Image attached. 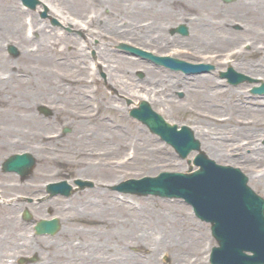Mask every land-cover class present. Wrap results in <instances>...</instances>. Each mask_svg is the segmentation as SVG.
Instances as JSON below:
<instances>
[{"label": "rangeland", "instance_id": "rangeland-1", "mask_svg": "<svg viewBox=\"0 0 264 264\" xmlns=\"http://www.w3.org/2000/svg\"><path fill=\"white\" fill-rule=\"evenodd\" d=\"M195 1H198L197 5L188 6ZM14 2L24 9L23 19L27 14L36 17L40 21L38 25L54 30V34L70 37L68 48H79L89 66L93 61L97 76L92 83L96 96L93 104L97 113L88 117L91 121L77 116V109L83 106L80 100L68 103L71 99H63L59 93L31 105V112L27 114L35 113L36 116L29 115L32 120H39L37 116L44 119L37 110L41 102L55 110L56 122L51 120L52 117L47 118L51 123L43 131L50 133L55 129L58 133L59 126L65 123L71 128L70 132L59 133V137L46 138L44 141L50 140L49 144L38 143L44 134L38 129L37 135L29 136L27 132L32 131L33 126H27V121H19L17 129L11 130L6 129L8 122L2 121L5 119L0 116V158L29 150L37 161L33 173L38 175L48 168L45 175L23 181L14 173L0 172V199H10V213L16 219V228L8 232H3L0 223V264H6L1 262L19 253H38L36 264H210L208 253L215 240L209 224L196 218L183 200L121 194L108 186L124 178L154 175L162 170L184 171L192 165L187 159H191L196 150L186 158H180L169 144L128 114V99L136 102L149 94L147 100L155 111L170 123L190 126L200 141L199 148L218 163L238 167L248 177L249 185L264 197V94L250 92L253 85L264 82V0H174L168 5V13H160L161 27L155 33L153 28L143 26L152 20L151 14L125 13L116 21L115 17L107 15L106 5L93 0H63L68 18L48 7L43 14L40 5L25 9L19 0ZM214 10L216 13L212 15ZM89 13L101 16L91 20L88 28H83L80 24ZM193 14L206 20L202 21L201 31L196 29L198 21ZM214 19L218 27L212 29L207 24ZM26 20H29L27 16ZM179 22L187 24L186 35L170 33V28ZM213 30L220 33L215 35ZM13 34L17 42L20 34ZM5 37L0 35V41L5 42ZM196 37L210 39L197 43ZM14 40L11 43L17 46L18 54H9L6 43L3 44L4 53L19 62L23 46ZM36 41L29 44L34 46ZM119 42L191 62L209 61L214 63L215 70L185 76L162 67V70L156 69L159 78L158 75L151 78L148 69L153 66L125 55L118 47ZM227 65L251 76L254 81L236 85L227 83L218 74V70ZM136 69H141L147 76L138 79ZM101 72L107 75L105 82L112 85L114 91L103 85ZM152 83L160 86L149 88L153 85L148 84ZM209 87L222 92L217 98L210 99L205 95ZM177 89H182L183 97L176 95ZM230 91L234 97L228 99L226 93ZM74 95L78 94L71 96ZM91 102L89 98L87 104ZM87 104L86 110L90 107ZM104 104L108 105L105 107ZM113 104L115 108H112ZM83 112L81 108L80 113ZM114 130L122 135V144L118 148H114L113 136H106V132ZM129 139H142L151 144L146 145V153L139 160L133 157L136 152L133 145L126 144ZM3 140H7L5 145ZM96 169L99 171L95 174ZM74 176L91 178L94 186L70 196L46 197L39 203L24 201L23 195L36 197L41 194L39 191L46 181L58 177L71 180ZM33 188L39 191L32 192ZM24 207L31 213V222L57 216L61 222L59 231L53 236L34 234L31 222L21 218L20 211ZM190 234L197 239L192 245L197 247L195 251L186 246L183 248V244L177 242L178 236ZM37 246L43 249H37ZM110 256L112 260L107 259Z\"/></svg>", "mask_w": 264, "mask_h": 264}, {"label": "bare ground", "instance_id": "bare-ground-1", "mask_svg": "<svg viewBox=\"0 0 264 264\" xmlns=\"http://www.w3.org/2000/svg\"><path fill=\"white\" fill-rule=\"evenodd\" d=\"M5 1H8L9 4ZM5 1L0 0V35L6 36L4 38L5 41H12L16 39V36L13 33H19L20 35L17 37V44L23 46V50L20 56V61H13L9 56L5 55L3 48L4 42L0 41V116L5 119L2 121L8 122L6 129L11 130L17 129L16 123H19V121H27V126L31 124L35 129V131H33L32 128V131L30 130V132H27L30 134L29 136L37 135L36 129H38L39 133L44 134H41L40 136V139L42 138L43 140L37 142L49 144L50 140L44 141L46 138L50 137L48 134L49 132H43L41 130L45 127V124L43 126H38V123L41 122H38L37 119L32 120L29 118V115L32 117L35 113L27 114V112H31V105H34L39 100H48L53 95L59 93L61 94V97L63 96V99H71L67 101L68 103L73 102L75 99L80 100L79 103L83 105V115L89 116V111H85L84 108L91 97L90 83L92 81V68L85 63L79 48L72 50L68 48V44L71 43L70 37H66L62 33L54 34L52 32L54 30L45 28L43 24L38 25L40 21L36 17H32L28 24L25 21V17L23 19L21 16V13L25 12L24 9L18 6L14 0ZM62 1L63 0H42L50 10H53L56 14H62V16L66 18L68 16V11H64ZM171 1L173 2L174 0H93V2H97L100 5L101 3L106 5L107 15L115 17L116 21L121 20L123 18L122 15L125 13L134 14V12H140L148 15L151 14L152 20L149 19V21L145 22L143 26H146L145 29L153 28V33L158 31L161 27V21L158 19L159 15L161 12H169L168 5ZM82 2H84V0H82ZM197 4L198 1H195V3L188 4V6L194 7L193 5ZM194 9L195 8H192V10ZM215 13L216 10H214L212 15ZM87 16L88 15H85L84 19ZM99 16L101 15L95 14L91 20L96 19ZM194 16L197 18L196 21H198L196 22V29L201 31L203 29L202 21L206 20L201 15L197 16L196 14ZM91 20L87 22L84 20L86 23L84 22L81 26L83 28H88L89 24L92 22ZM199 23L201 24L199 25ZM130 24L132 23L130 22ZM217 24L218 22L214 19L209 20L207 26L214 29ZM26 25H29L27 30L32 32L31 37L25 35ZM110 26L113 28L112 24ZM216 27H218V25ZM218 33H220V31L216 30L215 35H218ZM215 35L212 37H215ZM34 36L35 38L38 37L37 41L34 40ZM209 39V37H196L195 40L197 43H203L207 42ZM31 41H36L34 47H31L32 44H29L32 43ZM74 53L76 54L73 55ZM82 72H84V76H81ZM148 75L152 78L155 77L154 75L160 76L159 73L156 74L153 68L148 70ZM197 91L198 90H196V92ZM70 92L78 95L71 96L73 94L69 95ZM221 92V90L209 87L206 90L205 95L210 99H215L221 94ZM226 94L228 99L234 97V93L231 91ZM115 107L116 106L113 104L112 108ZM79 112L80 110L76 113ZM99 119L102 120L103 118ZM104 129L106 128L104 127ZM110 135L115 139L114 148H118L119 145L122 144V135L117 130L106 132V136ZM135 137L136 136H133L132 138ZM141 140L142 139H129L128 142H126V144L129 143V145H133V148L136 150V152L133 153V157H137V160L142 158V155L146 153V145L151 146V144L147 143L145 140ZM6 141L7 140H3L2 144L5 145L7 143ZM28 146L31 147L30 145ZM31 148H33V146ZM10 203V199H0V223L4 227L3 232H8L9 230L16 228V219L14 220L9 209ZM181 213L188 216L184 211ZM177 239V242L180 241L183 244V248L186 246V249L192 251L197 249V247L195 248L192 246L195 245V241L197 240L194 238L193 234H190V236L187 237L178 236ZM199 250H197L198 253ZM198 257L199 254H197L196 258L198 259Z\"/></svg>", "mask_w": 264, "mask_h": 264}, {"label": "water", "instance_id": "water-1", "mask_svg": "<svg viewBox=\"0 0 264 264\" xmlns=\"http://www.w3.org/2000/svg\"><path fill=\"white\" fill-rule=\"evenodd\" d=\"M22 2L31 7L37 3L36 0ZM132 50L139 51L136 48ZM153 58L165 61L163 63L174 68L185 69L187 66H194L181 60ZM197 67L204 69L208 66ZM222 74L231 76V80L237 77V81L242 79L239 77L240 74H236V77L231 72ZM253 91H264V87L253 88ZM131 113L146 121L152 131L173 144L183 156L190 148L198 146L192 132L186 126H182L181 130H175V125L170 126L149 108L142 111L132 110ZM194 162L199 168L193 172L164 171L154 177L128 180L120 185V189L137 193L183 196L193 205L195 213L201 219L212 222L213 235L218 243L210 254V261L213 264H263L264 199L246 184L247 177L238 168L215 164L202 151L195 157ZM9 164L23 169L31 164V159L23 154L16 155ZM22 171L26 173L28 169ZM89 184L91 183L82 182L81 187ZM52 221L56 229L57 220ZM53 223L48 222L47 227H51ZM40 225L44 226L43 223ZM41 226L39 228H42ZM245 251H251L252 254L247 255Z\"/></svg>", "mask_w": 264, "mask_h": 264}]
</instances>
